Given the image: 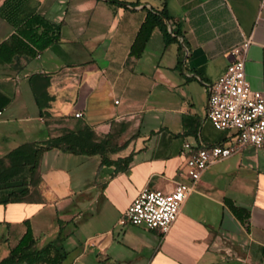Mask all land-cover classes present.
Instances as JSON below:
<instances>
[{
    "label": "crops",
    "instance_id": "0c3cea01",
    "mask_svg": "<svg viewBox=\"0 0 264 264\" xmlns=\"http://www.w3.org/2000/svg\"><path fill=\"white\" fill-rule=\"evenodd\" d=\"M121 1L0 0V44L18 34L32 51L0 57V156L66 127L112 132L116 147L110 164L45 150L42 201L0 203V225L17 224L18 240L28 218L38 247L60 236L64 264H264V144L208 165L167 231L120 222L142 187L188 180L184 141L231 142L207 117V84L249 37L246 76L264 89V0ZM149 12L161 22L132 52ZM37 72L49 75L41 106Z\"/></svg>",
    "mask_w": 264,
    "mask_h": 264
},
{
    "label": "built area",
    "instance_id": "2783aa9c",
    "mask_svg": "<svg viewBox=\"0 0 264 264\" xmlns=\"http://www.w3.org/2000/svg\"><path fill=\"white\" fill-rule=\"evenodd\" d=\"M250 41L248 37L233 46V58L225 70L207 84V117L215 128L230 131L231 142L199 146L184 141L188 180L177 181L168 190L142 187L126 208L121 223L167 231L193 183L208 165L247 145L264 144V89L253 87L245 72L244 56ZM74 114L82 115L80 111Z\"/></svg>",
    "mask_w": 264,
    "mask_h": 264
},
{
    "label": "trees",
    "instance_id": "16d2710c",
    "mask_svg": "<svg viewBox=\"0 0 264 264\" xmlns=\"http://www.w3.org/2000/svg\"><path fill=\"white\" fill-rule=\"evenodd\" d=\"M8 1V0H7ZM123 3L121 0H109ZM163 14V13H161ZM36 18V17H35ZM160 19L155 13L149 12L142 22L132 45V52L139 53L145 44L152 28L160 24ZM34 31L19 28V34L27 37L36 46H46L51 39L41 42ZM18 34H13L0 44V57L9 62L12 56L25 50L32 52ZM23 47V48H22ZM35 100L42 105L45 97L44 88L49 81L46 73H33L29 77ZM58 148L62 151L75 154L101 155L102 163H113L109 154L115 150L114 135L112 132L97 135L90 126L78 128H64L59 134L49 136L44 140L24 141L11 148L0 156V203L36 200L42 201L39 190L41 176L38 170L39 161L45 150ZM128 158H125L127 161ZM25 231L17 242L9 248L6 255L0 257V264H64L67 251L60 236L48 240L45 244L36 246V238L30 220H24Z\"/></svg>",
    "mask_w": 264,
    "mask_h": 264
},
{
    "label": "rangeland",
    "instance_id": "374dc122",
    "mask_svg": "<svg viewBox=\"0 0 264 264\" xmlns=\"http://www.w3.org/2000/svg\"><path fill=\"white\" fill-rule=\"evenodd\" d=\"M18 234L19 231L17 224H13L10 228L6 224L0 225V257L8 253L9 244L14 243L17 240Z\"/></svg>",
    "mask_w": 264,
    "mask_h": 264
}]
</instances>
